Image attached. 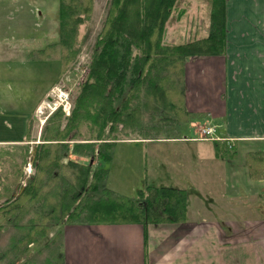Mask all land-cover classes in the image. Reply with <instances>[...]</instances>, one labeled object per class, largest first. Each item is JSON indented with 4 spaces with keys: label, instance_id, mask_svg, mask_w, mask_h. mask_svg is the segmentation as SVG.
Returning <instances> with one entry per match:
<instances>
[{
    "label": "trees",
    "instance_id": "obj_1",
    "mask_svg": "<svg viewBox=\"0 0 264 264\" xmlns=\"http://www.w3.org/2000/svg\"><path fill=\"white\" fill-rule=\"evenodd\" d=\"M208 1V33L168 45L163 43V33L177 0H109L70 115L61 119V109L54 112L41 132L42 139L47 140L34 145L33 176L19 187L23 175L20 158L15 171L7 168L5 176L0 177V220L13 223L16 232L0 260L7 256L8 264H15L27 252V246L38 244L56 224L135 223L143 227L145 236L149 224L184 221V190L147 185L137 191L136 197L117 194L105 186V169L72 160L69 155L107 162L117 137L113 133L129 135L131 124L144 138L161 134L173 138L177 125L201 117L202 113H190L184 106V66L187 58L224 53L226 1ZM91 7L92 0H58L57 40L39 51L53 52L65 67L66 52L68 55L75 50L78 26L90 15ZM143 113L147 115L145 121L140 118ZM84 122L88 123L92 142H77ZM51 141L54 145H43ZM71 141L74 143L69 145ZM14 145L30 157L28 144ZM214 150L216 156L233 155L226 145L216 141ZM244 165L251 179H264L263 152L246 153ZM40 173L44 180L38 177ZM15 185L21 189L17 196ZM53 239L60 248V232ZM43 262L49 264V259ZM57 264H63L60 251Z\"/></svg>",
    "mask_w": 264,
    "mask_h": 264
},
{
    "label": "crops",
    "instance_id": "obj_2",
    "mask_svg": "<svg viewBox=\"0 0 264 264\" xmlns=\"http://www.w3.org/2000/svg\"><path fill=\"white\" fill-rule=\"evenodd\" d=\"M225 1L223 55L187 58L184 66V106L201 117L173 138L113 145H152L146 183L184 190V221L149 224L145 236L135 223L63 226V264H264V179H251L244 165L246 153H264V0ZM197 126L214 128L215 138L199 140ZM215 141L230 144L233 155L216 156Z\"/></svg>",
    "mask_w": 264,
    "mask_h": 264
},
{
    "label": "rangeland",
    "instance_id": "obj_3",
    "mask_svg": "<svg viewBox=\"0 0 264 264\" xmlns=\"http://www.w3.org/2000/svg\"><path fill=\"white\" fill-rule=\"evenodd\" d=\"M108 3L109 0H92L91 13L78 26L75 50L73 52L70 50L71 53L68 55L66 52L64 67L63 61L54 58L53 52L45 54L39 51L57 40L58 0H0V137L17 138L28 132L27 138L24 137L20 143L14 144H28L30 147L29 157L25 156L23 151L20 152L13 143L0 144L1 178L5 176L7 168L15 171L13 168L16 169L20 158H23L21 165L23 175L18 182L19 187L25 184L27 178L33 176L35 168L31 165V147L43 142V139L47 140L42 139L41 132L54 112L60 108L61 119L70 115L92 57L95 40L103 26ZM208 31L209 1L177 0L176 7L164 28L163 43L172 45L200 38ZM41 101L42 109L37 113L34 107ZM47 102L52 107L49 108ZM143 114L140 118L145 121L147 115ZM82 125L77 142H92L88 138L90 137L88 123L84 122ZM199 128L196 127L198 136L195 129L190 130L188 135L203 140L199 137ZM130 129L133 131L129 135H122L120 131L113 133L117 135V137L112 135L113 138L116 137L115 143L129 140L128 138L147 139L143 134H137L135 125L131 124ZM177 130L175 133H178ZM161 136L164 137V134ZM98 142L94 143L95 147L99 145ZM72 143L74 141L69 142V145ZM43 145L52 146L54 143L51 141ZM151 146L122 142L112 149V159L107 162L98 160L97 157L79 155H69V158L108 170L110 173L104 181L107 188L117 194L136 197L139 189L150 185L149 182L146 183L143 162L144 152L153 151ZM227 147L232 150L230 144ZM38 177L44 180L41 173ZM18 185L13 188L15 196L21 190ZM32 208L31 211L34 212ZM62 228L63 226L58 224L51 226L38 244L27 246V252L22 253L24 255L15 264H22L26 259L29 260L27 264H45L43 261L46 259H49V264H57V253L60 248L56 244L58 241L53 238L61 233ZM15 234L13 223L0 220V257L6 251L11 236ZM9 258L5 256L0 260V264H8Z\"/></svg>",
    "mask_w": 264,
    "mask_h": 264
},
{
    "label": "built area",
    "instance_id": "obj_4",
    "mask_svg": "<svg viewBox=\"0 0 264 264\" xmlns=\"http://www.w3.org/2000/svg\"><path fill=\"white\" fill-rule=\"evenodd\" d=\"M49 98V97H48ZM49 100V99H48ZM43 104L39 105L36 108L37 113L41 112V107ZM54 105V104H53ZM47 106L50 108L52 106L49 105V102H47ZM199 137L202 138L203 140H208V139H213L215 138V130L212 127H200L199 128Z\"/></svg>",
    "mask_w": 264,
    "mask_h": 264
},
{
    "label": "water",
    "instance_id": "obj_5",
    "mask_svg": "<svg viewBox=\"0 0 264 264\" xmlns=\"http://www.w3.org/2000/svg\"><path fill=\"white\" fill-rule=\"evenodd\" d=\"M34 151H35V149H34V148H32V150H31L32 156H33V154H34Z\"/></svg>",
    "mask_w": 264,
    "mask_h": 264
}]
</instances>
